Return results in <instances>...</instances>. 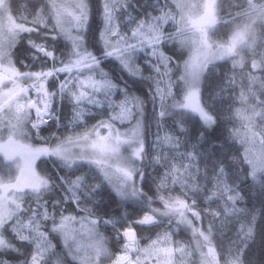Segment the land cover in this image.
<instances>
[{"label": "snow or ice", "instance_id": "1", "mask_svg": "<svg viewBox=\"0 0 264 264\" xmlns=\"http://www.w3.org/2000/svg\"><path fill=\"white\" fill-rule=\"evenodd\" d=\"M0 154V264H264V0H0Z\"/></svg>", "mask_w": 264, "mask_h": 264}, {"label": "trees", "instance_id": "2", "mask_svg": "<svg viewBox=\"0 0 264 264\" xmlns=\"http://www.w3.org/2000/svg\"><path fill=\"white\" fill-rule=\"evenodd\" d=\"M38 163H39V162H38ZM4 164H5V162H3V160H2L1 157H0V168H3Z\"/></svg>", "mask_w": 264, "mask_h": 264}, {"label": "rangeland", "instance_id": "3", "mask_svg": "<svg viewBox=\"0 0 264 264\" xmlns=\"http://www.w3.org/2000/svg\"><path fill=\"white\" fill-rule=\"evenodd\" d=\"M0 157H1V159L3 160V162L7 163V160H6V158H5V157H3V156H2V154H0Z\"/></svg>", "mask_w": 264, "mask_h": 264}, {"label": "built area", "instance_id": "4", "mask_svg": "<svg viewBox=\"0 0 264 264\" xmlns=\"http://www.w3.org/2000/svg\"><path fill=\"white\" fill-rule=\"evenodd\" d=\"M46 135V134H45Z\"/></svg>", "mask_w": 264, "mask_h": 264}]
</instances>
